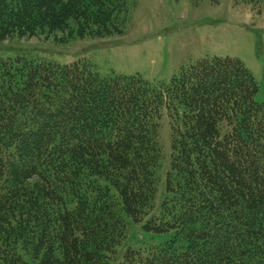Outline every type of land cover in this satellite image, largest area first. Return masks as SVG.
Wrapping results in <instances>:
<instances>
[{"label": "trees", "instance_id": "1", "mask_svg": "<svg viewBox=\"0 0 264 264\" xmlns=\"http://www.w3.org/2000/svg\"><path fill=\"white\" fill-rule=\"evenodd\" d=\"M127 4L0 0V40L41 30L121 34ZM257 91L231 56L199 58L157 82L101 76L81 59L0 57V264H27L25 255L35 264H114L128 218L152 235L174 233L128 246L117 264H264Z\"/></svg>", "mask_w": 264, "mask_h": 264}, {"label": "rangeland", "instance_id": "2", "mask_svg": "<svg viewBox=\"0 0 264 264\" xmlns=\"http://www.w3.org/2000/svg\"><path fill=\"white\" fill-rule=\"evenodd\" d=\"M122 33L102 37L68 31H37L0 40V57L23 56L60 64L85 60L101 76L140 74L150 82L167 81L181 67L199 58H239L258 84L255 99L264 103V0H128ZM71 32V31H70ZM169 125L164 113L160 138L164 159L169 154ZM161 176L155 210L164 197ZM127 238L114 264L128 247L160 243L173 231L149 234L128 218ZM27 264H35L28 255Z\"/></svg>", "mask_w": 264, "mask_h": 264}]
</instances>
